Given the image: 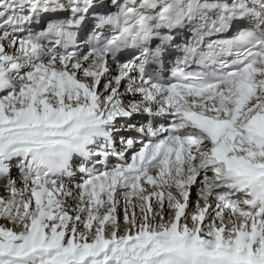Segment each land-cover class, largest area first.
<instances>
[{"label": "snow or ice", "instance_id": "1", "mask_svg": "<svg viewBox=\"0 0 264 264\" xmlns=\"http://www.w3.org/2000/svg\"><path fill=\"white\" fill-rule=\"evenodd\" d=\"M0 264H264V0H0Z\"/></svg>", "mask_w": 264, "mask_h": 264}]
</instances>
